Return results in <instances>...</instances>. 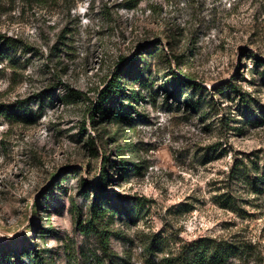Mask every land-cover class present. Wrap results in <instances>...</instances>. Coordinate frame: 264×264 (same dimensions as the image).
<instances>
[{"label": "rangeland", "instance_id": "374dc122", "mask_svg": "<svg viewBox=\"0 0 264 264\" xmlns=\"http://www.w3.org/2000/svg\"><path fill=\"white\" fill-rule=\"evenodd\" d=\"M1 42L0 264H163L203 236L264 264V0H0ZM135 55L128 107L93 119Z\"/></svg>", "mask_w": 264, "mask_h": 264}, {"label": "trees", "instance_id": "16d2710c", "mask_svg": "<svg viewBox=\"0 0 264 264\" xmlns=\"http://www.w3.org/2000/svg\"><path fill=\"white\" fill-rule=\"evenodd\" d=\"M2 46L3 43L1 42L0 50H2ZM156 48L157 47L153 45L148 46L145 52L141 53V58H143V54L152 55ZM160 54L162 55V52ZM138 58L139 56L135 55L130 61L122 63L109 82L99 92L98 103L92 110L91 117L93 119L95 116L99 115L100 119L107 121L117 116V110H123L128 107L123 101L127 96V86L123 82L124 80H129L130 77H132L131 79L134 78L136 80L142 79L145 73L144 69L147 67L143 66L140 68L139 65L136 64ZM180 79L181 77L178 74H174V76L168 81V84L173 88V92L178 96L182 94L184 85ZM185 85L187 86L189 84ZM191 85L195 88L201 87L196 83H192ZM67 100L70 101L72 99ZM185 102L196 110H203V108H205L204 106L200 107L197 105L198 103H195L190 98H187ZM213 108H215L214 103ZM4 112L5 109L3 105L0 104V114H3ZM200 114L201 117H205V115H209V112L203 110ZM93 186L97 189L99 188V185L96 183L93 184ZM102 211V207L94 204L92 208L93 220L91 219L87 224L89 228L101 233L102 231H99L94 227V224H96L97 220L103 215ZM106 239H108V237ZM104 242L107 243V240ZM163 246L168 247L169 240H167V238H155L149 243V250L151 251V254H153V251L156 252ZM240 247L241 246L237 245L236 242H231L226 239L203 236L191 242L184 243L180 245V247L170 248L168 253H166L161 259V262L163 264H226L232 256L239 253L241 250Z\"/></svg>", "mask_w": 264, "mask_h": 264}]
</instances>
